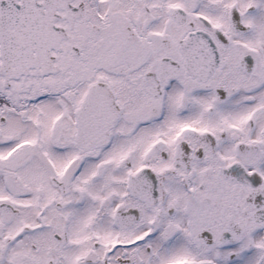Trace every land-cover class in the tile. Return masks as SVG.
Returning <instances> with one entry per match:
<instances>
[{"label": "snow or ice", "instance_id": "snow-or-ice-1", "mask_svg": "<svg viewBox=\"0 0 264 264\" xmlns=\"http://www.w3.org/2000/svg\"><path fill=\"white\" fill-rule=\"evenodd\" d=\"M0 264H264V0H0Z\"/></svg>", "mask_w": 264, "mask_h": 264}]
</instances>
